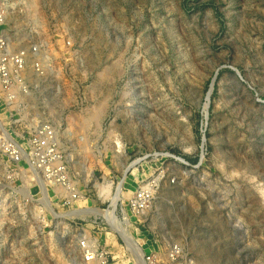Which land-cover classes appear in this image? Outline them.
<instances>
[{
	"label": "rangeland",
	"instance_id": "obj_1",
	"mask_svg": "<svg viewBox=\"0 0 264 264\" xmlns=\"http://www.w3.org/2000/svg\"><path fill=\"white\" fill-rule=\"evenodd\" d=\"M45 126L76 210L11 154ZM120 227L145 264H264V0H0V264H139Z\"/></svg>",
	"mask_w": 264,
	"mask_h": 264
},
{
	"label": "built area",
	"instance_id": "obj_2",
	"mask_svg": "<svg viewBox=\"0 0 264 264\" xmlns=\"http://www.w3.org/2000/svg\"><path fill=\"white\" fill-rule=\"evenodd\" d=\"M45 127L46 133L31 139L29 150H25L18 142L11 140L13 142L10 144L11 154L15 160H21L22 155L25 154L31 169L37 173L40 183L62 188L64 191L62 196L63 205L76 210L72 205L82 196L71 182L67 160L59 148L54 128L51 126ZM21 148L23 151L20 150ZM156 186L157 182L153 180L141 187L132 197L130 205L135 214H142L150 206ZM82 245L89 248L84 253L85 260L92 261L96 259L95 250L87 246L85 242ZM98 256L97 258L100 260L104 254L98 253ZM102 263H105L104 259Z\"/></svg>",
	"mask_w": 264,
	"mask_h": 264
},
{
	"label": "bare ground",
	"instance_id": "obj_3",
	"mask_svg": "<svg viewBox=\"0 0 264 264\" xmlns=\"http://www.w3.org/2000/svg\"><path fill=\"white\" fill-rule=\"evenodd\" d=\"M41 185H43V184H41ZM120 194H121L120 190H118V192L115 194V197L113 198V203H112L113 209L110 211V215H111L110 219H111L112 223H115L114 209L116 208V204L120 198ZM47 198H48V196L45 194L44 199L47 203V206L50 207L52 205V203ZM78 212H82V213H91V212L94 213V212H96V213H99L100 211L98 209L87 208L86 210H83V211L80 210ZM120 233L123 236V238L125 239V241L127 242V244L131 247V249H133V251L135 252V255L137 254L139 264H145V262L143 261V255L140 252L141 250H139V248H138L135 240L133 239L132 235H130L124 227H120Z\"/></svg>",
	"mask_w": 264,
	"mask_h": 264
}]
</instances>
